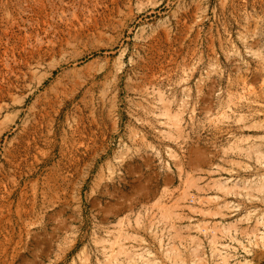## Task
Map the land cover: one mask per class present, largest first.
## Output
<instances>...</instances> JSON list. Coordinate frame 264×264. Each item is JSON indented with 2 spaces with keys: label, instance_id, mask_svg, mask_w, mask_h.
Masks as SVG:
<instances>
[{
  "label": "rangeland",
  "instance_id": "obj_1",
  "mask_svg": "<svg viewBox=\"0 0 264 264\" xmlns=\"http://www.w3.org/2000/svg\"><path fill=\"white\" fill-rule=\"evenodd\" d=\"M0 264H264V0H0Z\"/></svg>",
  "mask_w": 264,
  "mask_h": 264
},
{
  "label": "bare ground",
  "instance_id": "obj_2",
  "mask_svg": "<svg viewBox=\"0 0 264 264\" xmlns=\"http://www.w3.org/2000/svg\"><path fill=\"white\" fill-rule=\"evenodd\" d=\"M42 64V63H41ZM40 64V65H41ZM52 68H54V67H52ZM45 71V70H44ZM43 72V71H42ZM47 72V71H46ZM48 75V73H46V74H44L43 76H47ZM40 76H42V75H40ZM45 79V78H44ZM41 81H43V79L41 80Z\"/></svg>",
  "mask_w": 264,
  "mask_h": 264
}]
</instances>
